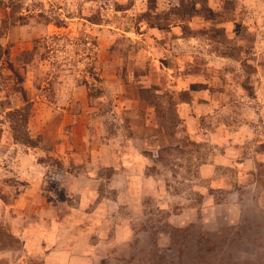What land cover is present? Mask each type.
<instances>
[{
  "label": "rangeland",
  "instance_id": "rangeland-1",
  "mask_svg": "<svg viewBox=\"0 0 264 264\" xmlns=\"http://www.w3.org/2000/svg\"><path fill=\"white\" fill-rule=\"evenodd\" d=\"M204 254L264 264V0H0V264Z\"/></svg>",
  "mask_w": 264,
  "mask_h": 264
},
{
  "label": "trees",
  "instance_id": "trees-1",
  "mask_svg": "<svg viewBox=\"0 0 264 264\" xmlns=\"http://www.w3.org/2000/svg\"><path fill=\"white\" fill-rule=\"evenodd\" d=\"M199 242H204L205 245H207V249L213 250V246L216 245L215 244V239L213 236L210 235V233H207L206 235H202ZM206 255H202L200 257H198V259L194 262H188V263H180V264H207L204 261V257ZM212 264V263H210ZM224 264H229V260L226 261Z\"/></svg>",
  "mask_w": 264,
  "mask_h": 264
}]
</instances>
